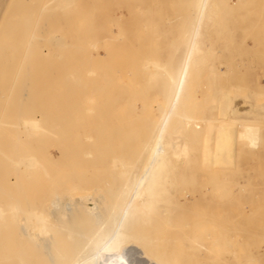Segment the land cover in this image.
I'll list each match as a JSON object with an SVG mask.
<instances>
[{
    "label": "rangeland",
    "instance_id": "rangeland-1",
    "mask_svg": "<svg viewBox=\"0 0 264 264\" xmlns=\"http://www.w3.org/2000/svg\"><path fill=\"white\" fill-rule=\"evenodd\" d=\"M7 1L0 0L1 39L4 46L16 47L18 29L7 30L19 17L7 10L2 18ZM24 1L42 5L49 0ZM67 11L65 16L56 11L50 17L54 23L44 36L40 34L45 39L36 45L33 63H26L23 51L13 50L10 65L0 68L3 153L12 155L3 150V142L18 132L23 136V130L15 127L26 119L67 115L71 118L67 129L92 130L113 146L90 152L73 169L59 164L62 160L55 146L22 144L19 154L33 153L43 162L47 150L48 159L57 162L51 174L54 190H70L81 181L80 189L98 198L127 181L146 179L155 185V160L147 159L140 144L161 138L167 168L159 185L170 194L175 187L186 189L187 196L182 195L192 202L194 190L183 181L195 175L197 184L205 183L209 202L193 204L194 211L214 221L201 235L204 259H217V264H264V0H76ZM50 36L63 45L57 51L51 49ZM155 64L174 81L155 80ZM226 92L232 101L250 105L254 113L247 118L251 122L258 119L237 126L238 157L228 171L217 157L205 156L201 146L209 117H222L213 109ZM173 140L185 150L178 161L170 146ZM97 180L101 182L94 185ZM24 182L28 189L23 182L20 187L28 196H42L46 191L41 185L49 190L40 175ZM120 251L101 253L100 258L127 259L129 254Z\"/></svg>",
    "mask_w": 264,
    "mask_h": 264
},
{
    "label": "bare ground",
    "instance_id": "bare-ground-1",
    "mask_svg": "<svg viewBox=\"0 0 264 264\" xmlns=\"http://www.w3.org/2000/svg\"><path fill=\"white\" fill-rule=\"evenodd\" d=\"M75 1L49 0L41 5L24 0L17 3L8 0L4 4L2 18L7 10L17 12L19 18L11 23L7 31L14 32L16 28L18 29L19 44L16 47L4 46L1 39L3 33L0 31V68L5 65L7 68L10 65L12 61H9L8 57L12 56L13 50L15 53L23 51L25 58L28 59L26 63H33L37 56L36 45L45 39L39 38L40 34L44 36L47 28L54 23L49 21L50 17L56 11L61 12V16H65ZM43 18L46 20L38 29V24ZM20 25L23 27L20 28ZM48 42L53 43L52 50L54 48L57 51L58 47L63 46L55 36H50ZM161 77H168L171 82L174 81L168 71L155 64V80ZM26 96L27 91L22 93V102L25 101ZM158 105L160 110L161 106ZM215 105L217 107L213 112L222 117L214 118L215 114L209 117L201 146L205 150L203 153L205 156L217 157L221 167L223 166L222 169L228 171L234 167L238 157L235 149L239 138L237 126L250 123L247 115L254 112L248 103L232 101L228 92L222 93ZM259 116L257 114L255 117ZM70 119L67 115L45 114L37 118H29L21 126L15 127L23 130V136L18 132L11 141L7 143L3 142L6 140L2 141L5 144L3 150L10 151L12 155L3 153L0 148V264H128L132 260L140 264H217L219 262L214 258L204 259V247L200 246L201 237L204 238L201 235L209 230L207 224L209 226V223L214 221H210L211 218L206 219L209 216L204 219L194 211L195 209L193 210V206H196L193 204L209 202L207 190L204 188L205 183L197 184L200 182L195 180L194 174L193 179L183 181V185L191 186L194 190L193 203L187 200L186 193L189 191L186 189L175 187V192L170 194L158 183L167 168L161 138L150 141L146 139L140 144V148L148 154L147 159L155 160V185L146 179L127 181L124 187L108 188L106 196L99 195L98 198L81 190L80 184L84 183L81 181L73 184L70 190L62 188L54 190L51 186L55 181L51 174L57 162L55 164L48 159L47 150L48 157L45 155L41 157L44 159L43 162H40L33 153L20 155L19 149L22 144L26 146L34 143L41 145L42 148L55 146L62 160L59 164H66L69 169L78 167L82 158L90 152L106 150L113 146L111 143L108 145L104 140L106 138L92 130L86 132L67 129ZM254 120L258 121V119ZM2 123H0L1 128L5 127ZM195 135L200 136L201 132ZM102 140L105 141L103 145ZM128 140L130 139H127V142ZM194 140L196 139L192 138V141ZM129 142L131 143V140ZM170 146L175 153L174 158L180 160L185 151L182 144L173 140ZM122 168L125 166L122 165ZM6 175L14 177L7 180ZM38 175L44 177V182L46 180L49 186V190H45L47 187L41 185L44 188L41 189L48 191L47 194L45 192L44 195V191L41 190L38 194L42 193V196L38 195L37 191L32 192L39 198L33 194L31 196L24 194L27 191L23 192L24 187H20L22 182L26 184L24 182L26 179ZM148 176L154 177L152 173ZM100 182L97 180L92 183L97 185ZM26 185L28 189V183ZM8 186L11 190L12 187L17 188H14L13 192L10 190L7 192ZM200 187L202 189L199 190ZM32 196H35L34 199ZM36 198L39 200L36 201ZM215 223L218 225L220 222ZM212 227L213 230L218 228H215L214 223ZM197 243L200 248L197 247ZM213 246L215 247L214 243ZM118 251L126 252L129 256L118 262L105 256L100 258L101 253L111 254Z\"/></svg>",
    "mask_w": 264,
    "mask_h": 264
}]
</instances>
